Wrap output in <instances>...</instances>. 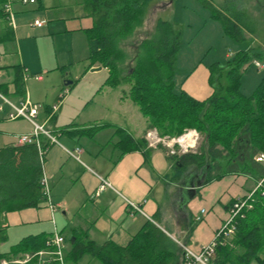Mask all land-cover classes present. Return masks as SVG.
I'll list each match as a JSON object with an SVG mask.
<instances>
[{"label": "crops", "instance_id": "crops-1", "mask_svg": "<svg viewBox=\"0 0 264 264\" xmlns=\"http://www.w3.org/2000/svg\"><path fill=\"white\" fill-rule=\"evenodd\" d=\"M177 1L152 4L143 26L154 8L171 11ZM188 1L195 5L186 14L189 19L202 26L213 24L212 31L224 34L201 6L202 0H181L178 8L185 11ZM207 1L218 9L224 2ZM239 5L250 19L256 18ZM38 20L43 25L33 26ZM92 25L83 0H0V151L24 148L18 138L33 133L26 119H9L14 107L29 101L37 107L35 122L54 139L39 134L37 149L40 158L41 145H48L42 171L50 203L56 208L51 210L39 201L25 207L17 203L19 207L1 213L0 264H16L24 255L49 250L46 238L54 231L65 240V264H126L127 254L118 250L129 247L130 259L144 260L145 250H150L149 256L163 264H184L183 248L198 252L211 243L234 202L256 187L253 178L233 174L205 183V172L195 165L180 174L177 157L167 147L150 144L147 135L156 134L155 129H148L145 118L126 97L128 86H106L108 70L91 65L87 32ZM150 32L142 27L139 40ZM188 57L179 71L177 65L176 88L203 101L213 92L211 64L201 56ZM255 63V68H264ZM16 67L22 75L23 96L15 93ZM121 86L124 90L117 89ZM100 126L91 135L77 134ZM121 132L134 141L143 140L145 146L132 150L129 143L120 144ZM100 178L109 186L96 196ZM155 230L156 244L148 236ZM36 236L46 239L42 249L13 253L23 239ZM27 264L56 263L52 255H46Z\"/></svg>", "mask_w": 264, "mask_h": 264}, {"label": "trees", "instance_id": "trees-1", "mask_svg": "<svg viewBox=\"0 0 264 264\" xmlns=\"http://www.w3.org/2000/svg\"><path fill=\"white\" fill-rule=\"evenodd\" d=\"M153 1L164 0H83L93 19L87 32L91 65L108 70L106 86H128L126 97L145 118L148 129H155L160 137H179L186 130H195L202 137L196 152L174 155L182 165L180 174L195 165L205 172V183L229 174L245 175L257 182L254 191L241 198L247 200V207L236 217L232 237L220 239L211 264H264V162L256 161V156L264 153V77L251 94L241 88L244 71L254 62L264 61V55L250 48L236 52L224 63L211 64L209 84L213 92L203 101L196 100L176 88V66L184 44L173 21L157 19L153 30L132 44L129 53L122 47L124 41L141 31ZM239 1L224 0L218 9L202 0L201 6L226 36L241 41L250 33L251 24ZM128 62L132 65L127 70ZM16 70L15 93L23 96L22 75L19 68ZM100 128L103 126L77 134L91 135ZM122 137L119 143H129L127 147L132 150L145 146L143 140L134 141L126 134ZM41 146L45 151L48 145ZM42 173L35 145L1 150L0 214L19 207L17 203L25 207L45 201ZM155 234L156 230L148 235L154 244ZM44 238L27 237L13 253L38 251L48 239ZM129 248L118 250L127 254L125 261L120 258L126 264H163L149 256L150 250H145L144 260L130 259Z\"/></svg>", "mask_w": 264, "mask_h": 264}, {"label": "rangeland", "instance_id": "rangeland-1", "mask_svg": "<svg viewBox=\"0 0 264 264\" xmlns=\"http://www.w3.org/2000/svg\"><path fill=\"white\" fill-rule=\"evenodd\" d=\"M213 1L215 2V4L221 5L224 0H213ZM180 3L181 0H178L173 10H172L173 6L171 5V11L162 12L158 10L159 9L158 7L156 9L154 8L150 12L146 24L143 26L144 31L147 30L148 32H150L154 27L155 20L157 19V17L163 20H171L174 22L176 29L181 31L182 33V43L184 44L179 54V59L177 64L178 71L179 68H183L184 66L183 64H185L187 57L191 55H194V57L195 55L203 57L204 63L206 64H212L215 62L224 63V61L226 60L224 56L226 54H229L230 56L240 50H247L250 48H254L260 51V53L264 55V0L239 1V3L243 5L244 9L246 7L247 12L251 16L252 15L256 16V18L252 17V19H250L251 25L248 27L250 33H246L245 39L241 41L234 40L226 36L225 34L223 35L220 34L219 32L215 33V31H212L213 24L207 23L205 26H202L203 23L192 21V18L190 17L189 19L186 14H190L194 10L193 7H195V5H192L191 1H188L187 6L189 8L185 9L184 11L178 8ZM152 4L153 5L157 4V1H153L149 5L147 12L149 11L150 7L153 6ZM193 18L195 19V17ZM216 25L220 26L217 23ZM141 35L138 32V35L133 36L132 39L129 38L126 41H124L122 44L123 49L129 53L131 50V45L135 44L136 41H139ZM188 40L190 42L189 44L191 45L190 48L189 47L187 48L186 46ZM195 47L196 49H194ZM259 63H262L264 65V61ZM127 65H128L127 67L128 70V68H130V66L132 65V62H128ZM263 77H264V68L261 70L257 69L255 68L253 63L243 73L242 83H241V88L243 93L251 94ZM177 81L179 80L177 79ZM117 89L124 90V87L121 86L118 87ZM153 131L154 133H156L159 139L176 140L179 139L180 137H183L181 138V142L182 140H185V142H182L183 143L182 147L179 146V144L177 143L173 144L174 148L178 150V153L196 152L202 141V137L195 130L192 131L186 130L183 135L174 138L160 137L156 130ZM148 139L149 142L153 141V139L151 140L150 138ZM193 139L195 140L192 141ZM158 145L164 146L163 144H158ZM190 146L192 147L191 149H189Z\"/></svg>", "mask_w": 264, "mask_h": 264}, {"label": "built area", "instance_id": "built-area-1", "mask_svg": "<svg viewBox=\"0 0 264 264\" xmlns=\"http://www.w3.org/2000/svg\"><path fill=\"white\" fill-rule=\"evenodd\" d=\"M6 12L9 14L10 19L12 14L10 12V9L7 8ZM43 25V21H34L33 26L36 27H41ZM257 67L262 68V66H260L259 63H255ZM37 107L32 105L29 101H25L24 103H22L20 106L18 107H14V113H12L9 116V119L13 120L16 118H24L27 121H29L33 127V133L31 135H23L20 136L18 138V142L19 144L22 145H32L35 144L37 146V148H40V144L37 140V136L39 134H45L46 136H48L50 138L51 141L54 142V139L48 134V132H46L42 126L38 125L35 122V118L37 115ZM195 134V133H194ZM195 137V136H194ZM147 138L153 139V141L150 142V144L152 145H158V144H163L164 146H166L169 149V153L171 155H176L178 154V150H176L174 148V143L179 144V146H183V143L181 142V138L179 139H171V140H164V139H159L157 137L156 134H154L152 136L151 133H148ZM195 139H193L192 141H194ZM191 141V142H192ZM191 147V146H190ZM40 159H41V164L43 166V161H44V151H42L40 153ZM256 161L259 163H263L264 162V153H261L259 155L256 156ZM101 180V184L96 192V196H98V194L105 189V187L109 186V183H107L105 180H103L102 178H100ZM41 187H42V195L45 198V203L48 205V207L51 210H55L56 208L54 206H52V204L50 203L49 200V193H50V189H49V185H48V181H47V177L44 174V172L42 173V178H41ZM247 200H243V199H237L236 202H234V204L231 206L230 210H229V215L228 218L226 219V221L224 222V224L221 226V228L218 230V232L216 233L214 239L212 240L211 243H209L208 245H204L201 247V249L198 252H193L187 248H183L184 253H185V259H184V264H211L215 253H216V247L220 241V239H227L232 237V235L235 232V219L236 217L242 212L243 209H245V207H247ZM131 206L138 210L136 206H134L133 204H131ZM64 238L57 232L54 231V233L51 235V237L48 238V240L46 241V248L49 250H44V251H39V252H35V253H31V254H27L23 256V259L20 261H15L16 264H27L30 263L32 260L34 259H42L44 258L46 255H52L53 256V261L56 264H65L64 263Z\"/></svg>", "mask_w": 264, "mask_h": 264}, {"label": "water", "instance_id": "water-1", "mask_svg": "<svg viewBox=\"0 0 264 264\" xmlns=\"http://www.w3.org/2000/svg\"><path fill=\"white\" fill-rule=\"evenodd\" d=\"M95 70H100V68H98V69H95ZM191 189H192V192H193L194 190H193V186H192V185H191Z\"/></svg>", "mask_w": 264, "mask_h": 264}, {"label": "bare ground", "instance_id": "bare-ground-1", "mask_svg": "<svg viewBox=\"0 0 264 264\" xmlns=\"http://www.w3.org/2000/svg\"><path fill=\"white\" fill-rule=\"evenodd\" d=\"M189 137V136H188ZM182 142H185V140H182Z\"/></svg>", "mask_w": 264, "mask_h": 264}]
</instances>
